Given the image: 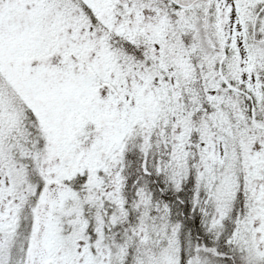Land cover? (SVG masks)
<instances>
[{
	"label": "snow or ice",
	"instance_id": "snow-or-ice-1",
	"mask_svg": "<svg viewBox=\"0 0 264 264\" xmlns=\"http://www.w3.org/2000/svg\"><path fill=\"white\" fill-rule=\"evenodd\" d=\"M0 264H264V0H0Z\"/></svg>",
	"mask_w": 264,
	"mask_h": 264
}]
</instances>
